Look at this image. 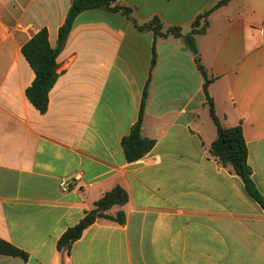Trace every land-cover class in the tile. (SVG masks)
<instances>
[{
	"label": "crops",
	"instance_id": "crops-1",
	"mask_svg": "<svg viewBox=\"0 0 264 264\" xmlns=\"http://www.w3.org/2000/svg\"><path fill=\"white\" fill-rule=\"evenodd\" d=\"M220 1L118 0L136 22L82 12L42 114L26 96L35 73L22 48L44 28L56 48L72 0H0V239L29 254H0V264H264V208L210 152L217 126L195 55L182 38L137 28L159 18L186 35ZM196 43L216 114L226 128L242 124L264 197V0H231ZM147 84L142 135L156 144L129 163L121 142ZM117 186L129 201L109 213L122 210L125 223L99 219L59 251L60 237Z\"/></svg>",
	"mask_w": 264,
	"mask_h": 264
},
{
	"label": "trees",
	"instance_id": "trees-1",
	"mask_svg": "<svg viewBox=\"0 0 264 264\" xmlns=\"http://www.w3.org/2000/svg\"><path fill=\"white\" fill-rule=\"evenodd\" d=\"M231 0H222L209 10L200 14L192 24L191 32L184 35L181 28H165L159 18H154L149 23L137 25L139 31H153L155 38H182L187 48L195 55L199 71L204 77V90L207 97L213 121L217 126V139L211 144V154L224 166L231 167L232 170L242 178L248 193L259 202L264 208V197L257 188L253 177L252 169L249 165V149L245 140L242 124L232 128H226L221 124L216 114L213 98L210 96L208 87L212 82L207 70L201 62V56L196 43L197 35H204L208 31L209 17L217 9L227 5ZM94 9H105L113 12H120L129 19L132 16V9L120 4L118 0H72L71 6L64 24L59 29V38L56 48L51 47L49 42V32L46 28L38 32L22 48V53L29 62L35 73L33 84L26 90V96L30 103L45 114L49 109L50 92L55 86L60 74L58 72L57 59L64 49L76 18L84 11ZM157 63L156 48H153L152 69ZM148 85L146 86L141 102L140 114L137 122L132 127L130 134L123 138L121 147L129 163L136 162L148 155L155 147V140L145 138L142 135L145 106L149 95ZM129 201V195L120 186L111 191L95 203V207L88 211L84 218L75 226L69 228L58 240L59 251L70 252L73 245L78 241L85 230L99 219L112 220L120 224L126 221L125 213L120 210L116 215L109 211L115 206H124ZM0 254L4 256L19 257L25 261L29 259V254L17 246L0 239Z\"/></svg>",
	"mask_w": 264,
	"mask_h": 264
},
{
	"label": "built area",
	"instance_id": "built-area-1",
	"mask_svg": "<svg viewBox=\"0 0 264 264\" xmlns=\"http://www.w3.org/2000/svg\"><path fill=\"white\" fill-rule=\"evenodd\" d=\"M73 179L75 180L76 177L72 178V179H62L61 182H60V187L63 191L67 192L69 189H70V186L73 182Z\"/></svg>",
	"mask_w": 264,
	"mask_h": 264
}]
</instances>
